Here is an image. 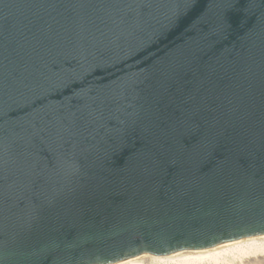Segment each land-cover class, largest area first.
Listing matches in <instances>:
<instances>
[{"label":"water","instance_id":"obj_1","mask_svg":"<svg viewBox=\"0 0 264 264\" xmlns=\"http://www.w3.org/2000/svg\"><path fill=\"white\" fill-rule=\"evenodd\" d=\"M263 235L264 0H0V264Z\"/></svg>","mask_w":264,"mask_h":264},{"label":"bare ground","instance_id":"obj_2","mask_svg":"<svg viewBox=\"0 0 264 264\" xmlns=\"http://www.w3.org/2000/svg\"><path fill=\"white\" fill-rule=\"evenodd\" d=\"M110 264H264V235L198 252L154 254Z\"/></svg>","mask_w":264,"mask_h":264}]
</instances>
